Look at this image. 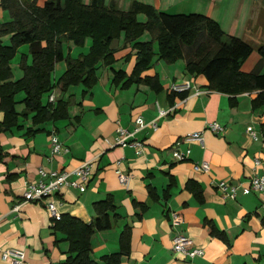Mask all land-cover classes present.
Masks as SVG:
<instances>
[{"label":"crops","instance_id":"obj_1","mask_svg":"<svg viewBox=\"0 0 264 264\" xmlns=\"http://www.w3.org/2000/svg\"><path fill=\"white\" fill-rule=\"evenodd\" d=\"M45 1L38 0L39 4ZM132 1L105 3L126 10ZM136 1L172 14H205L229 34L255 44L264 40V0ZM5 13L3 18H8ZM149 38L143 35L140 40ZM10 39L11 34L1 37L5 45L11 43ZM123 39L112 44L115 62L97 65L98 80L90 88L79 84L61 91L57 82L67 64L65 60L56 62L51 74L54 87L43 95L42 102L46 105L69 100L66 118L34 124L32 112L19 116V126L8 130L0 127V255L6 248H21L26 253V264H72L68 261L66 235L53 229L44 202L23 201V193L28 181L39 178L41 167L72 170L83 161L93 160L86 190L64 187L56 205L61 214L90 222L96 214L94 203L109 194L113 196L120 218L112 228L96 231L91 237L90 255L99 264H104L103 256L121 250L120 236L126 228L130 232V252L123 254L121 264H184L183 256L172 250L178 232L204 249L203 256L194 258V264H264V191L244 194L239 188L236 198L231 199L224 198L215 184L228 180L234 185H247L253 176L264 174V106L254 108L252 104L257 91L233 96L210 90L203 75L186 70L185 59L170 64L158 54L141 77H157L160 91L145 82L122 87L113 82L114 70L122 69L130 75L136 62V49L124 44ZM90 40L87 38L83 46L64 42L63 52L73 58L87 54ZM19 49L23 52L14 68ZM19 49L10 61L14 81L24 76L23 55H27L28 64L32 62L30 52L24 46ZM258 64L264 73V60L256 51L243 63L242 70L252 72ZM185 81L196 88L186 91L184 98L172 96L171 85ZM51 95L54 101H50ZM25 97L24 91L15 95L19 113L25 108ZM160 109L167 114L159 117ZM139 115L146 126L134 133L132 141L143 142L142 152L137 153L132 145H115L118 126L133 132ZM3 120L4 112L0 110V125ZM212 121L224 126L221 134L208 129ZM248 126L257 131L256 139L246 132ZM29 129L35 132L29 133ZM195 131L204 133V145L183 139ZM54 134L67 150L52 153ZM177 141H181L182 150H191L187 160L174 159ZM255 159L261 160L257 167ZM204 160L210 162V171L195 170L194 164ZM118 170L129 177L126 185L120 182ZM189 180L200 185L203 201L188 190ZM143 204L147 205L145 209ZM16 205H20L18 210H14ZM173 211L182 216L176 225L170 220ZM208 222L223 232L225 239L213 235ZM0 264H7L1 256Z\"/></svg>","mask_w":264,"mask_h":264},{"label":"trees","instance_id":"obj_2","mask_svg":"<svg viewBox=\"0 0 264 264\" xmlns=\"http://www.w3.org/2000/svg\"><path fill=\"white\" fill-rule=\"evenodd\" d=\"M0 5L9 10L11 20L0 23V110L4 120L0 127L8 130L19 126V116H28L34 112L33 123L56 121L68 116L70 101L59 99L56 104L42 102L44 94L54 87L51 74L56 62L65 60L67 69L57 84L61 91L73 85L84 84L92 87L96 84L97 65L115 62L116 49L113 42L123 36L124 44H132L136 49V62L130 75L124 70H114L113 82L130 86L134 82H145L156 91L162 86L158 78L141 77L149 67L154 56L166 63L186 60V70L195 75H203L208 80L210 90L228 95L257 91L252 99L254 108L264 106V73L261 64L252 72L242 70V65L254 50L264 60V40L255 44L226 32L214 18L201 13L172 14L158 10L155 6L140 1H132L129 8L120 9L105 0H0ZM143 15L144 19L140 16ZM150 40H140L145 34ZM11 34V43L3 44L1 37ZM92 44L87 54L77 58L65 55L63 43L73 41L83 46L86 39ZM155 42L158 48H155ZM28 43L32 56L31 64L27 55H23L21 68L24 76L12 80L10 61L19 47ZM26 93L25 108L16 110L15 95ZM184 98L186 92H172ZM34 133L33 129L28 130ZM37 131V130H36ZM198 200L203 201V190L195 180L187 182ZM169 187L166 189L168 191ZM165 197H168L166 192ZM146 204L142 205L145 209ZM95 216L90 222L69 214H61L53 219V229L66 235L69 242L68 261L72 264H99L91 258L92 234L99 230L112 228L120 218L112 195L94 203ZM213 235L225 239L212 222H208ZM121 250L103 256L104 264H121L123 254L130 252V232L125 229L120 236Z\"/></svg>","mask_w":264,"mask_h":264},{"label":"built area","instance_id":"obj_3","mask_svg":"<svg viewBox=\"0 0 264 264\" xmlns=\"http://www.w3.org/2000/svg\"><path fill=\"white\" fill-rule=\"evenodd\" d=\"M193 87L190 81H185L182 83H174L171 85L170 90L172 92H186L191 90ZM197 93H201L200 89H196ZM54 95L50 96V101H54ZM168 111L164 109L159 110V117L167 114ZM136 128L134 131H129L122 126H118L115 136V145H132L136 148L137 153H141L143 150V142L132 141L134 133L144 126L146 122L141 115L136 118ZM156 126L155 123H152ZM215 134H221L224 131V126L217 122L212 121L207 125ZM246 132L253 138H257V131L254 130L252 126H248ZM185 141H198L204 145V133L202 131H195L186 135L183 138ZM52 153H60L67 150L63 143L59 140L58 136L52 135ZM180 142L177 141L173 146V157L177 161L187 160L190 156L191 150L188 148L182 150L180 148ZM113 146V145H112ZM261 164L260 159H255L256 167ZM93 165V160L83 161L78 167L72 170H57L50 169L47 170L43 167L39 168V178L37 180H30L27 182V187L23 193V201L26 202H44L52 219H59L61 213L56 205V199L59 192L64 187H72L79 189L80 191H85L88 186V181L91 177V167ZM194 168L197 171L208 172L211 169L210 162L204 160L201 162H196ZM120 182L123 185L128 183L129 177L120 170L117 171ZM75 176V178H73ZM216 187L221 191L224 198L235 199L239 188H242L244 194H249L252 191L262 192L264 191V174L253 176L249 184L247 185H234L228 180H221L215 183ZM20 205H16L14 210H18ZM180 214L176 211L171 212L170 220L172 225H176L181 220ZM172 250L179 253L184 258V264H194V258L204 255V249L197 246L193 239L188 235L178 232L172 240ZM2 261L7 264H26V253L24 249L21 248H6L1 252Z\"/></svg>","mask_w":264,"mask_h":264},{"label":"rangeland","instance_id":"obj_4","mask_svg":"<svg viewBox=\"0 0 264 264\" xmlns=\"http://www.w3.org/2000/svg\"><path fill=\"white\" fill-rule=\"evenodd\" d=\"M3 11H6L7 12V17L9 18H3ZM140 18L141 19H144V16L143 15H141L140 16ZM3 19H8V20H4L3 21ZM11 20V15H10V12H9V10H5L1 5H0V23H4V22H8V21H10ZM144 35H147V36H150V38H151V35L147 32L146 34H144ZM149 38V39H150ZM90 39V38H89ZM148 39V40H149ZM91 41V40H90ZM66 43H67V41H65ZM9 43V42H8ZM66 43H65V45H66ZM155 44V48H156V50H157V48H158V44H157V42H155L154 43ZM21 46H24L25 47V50L27 51V52H29V45H28V43H25V44H22ZM67 46V45H66ZM257 50H254L253 52H256ZM21 52H23V50L22 49H19V53L17 54V56L15 57V59L13 60V67L15 68V64H19V58H20V54H21ZM252 52V53H253ZM251 53V54H252ZM17 69V68H16Z\"/></svg>","mask_w":264,"mask_h":264}]
</instances>
